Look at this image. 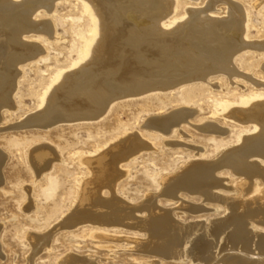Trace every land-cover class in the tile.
<instances>
[{"label":"rangeland","instance_id":"rangeland-1","mask_svg":"<svg viewBox=\"0 0 264 264\" xmlns=\"http://www.w3.org/2000/svg\"><path fill=\"white\" fill-rule=\"evenodd\" d=\"M167 1L163 24L170 32L182 28L175 34L176 55L170 53L179 69L167 70L165 61L164 76L159 79L163 82L157 83L161 89L123 90V95L115 98L107 81L105 90L95 89L98 108L87 110L90 116L82 113V117L81 113L68 114L70 109L59 107L55 98L52 102L57 107L44 116L45 101L41 103L40 98L52 80L83 55L95 28L91 12L80 0H29L24 4L32 10L31 20L46 26L48 32L24 33L23 43L42 50L18 63L13 69L18 72L15 82L0 99V264H63L69 258H75V264H247L260 258L259 264H264L261 217H255L256 212L246 219L237 217L230 205L234 200L256 199L264 189L262 179L256 175L248 179L253 184L249 187L231 166H220L233 152L264 138L263 113L258 111L261 117L256 116V110L246 113L264 105V0ZM199 15L213 16L216 24H229L226 27L236 33L235 40L229 45L227 37L202 35L194 23ZM218 44L224 45L222 52ZM186 50L187 60L183 58ZM16 54L24 57L27 48ZM57 112L60 118L53 120L50 115ZM39 150L42 161L38 166L33 156ZM109 150L115 154L112 158L118 159L120 176L124 174L113 182L112 194L104 184H94L84 163ZM253 160L264 166V157L251 155L248 161ZM218 165L213 176L218 183L200 186L201 181L185 182L188 171L201 172ZM84 184L89 192H98L99 200L114 197L132 209L155 205L168 214L175 224L166 233L167 241H173L169 249L157 253L149 246L148 231L123 226L128 221L126 209L103 205L101 211L90 206L89 210L84 207L87 211L80 210L81 214L80 204L89 206V200L94 204L89 197L80 201ZM135 213L146 217L144 211Z\"/></svg>","mask_w":264,"mask_h":264},{"label":"bare ground","instance_id":"bare-ground-1","mask_svg":"<svg viewBox=\"0 0 264 264\" xmlns=\"http://www.w3.org/2000/svg\"><path fill=\"white\" fill-rule=\"evenodd\" d=\"M28 1L29 0H24V2H21L20 4H13L12 1H10V0H0V14H1L0 15V99L3 96L2 95L3 92H5V90L9 86H11L13 82H15V78L17 76V74H16L17 69L15 70L16 72H14L13 69L18 67V63L21 61H23V62L27 61L31 58L38 56L37 52H40L42 50L39 46H37L35 44L23 43V41L26 42V40H23V38H22L24 33L29 32V31L30 32L31 31L36 32V31H41V30L48 32V28L46 26L37 25L36 22L31 20L30 15H32V10H29L28 7L27 8L24 7L25 6L24 4L27 3ZM42 1H45V0H42ZM80 1H82L86 5V8L91 12L92 17L94 18V22H95L94 27L95 28L92 31V39H90V41L87 42V44L84 48V52H82L83 55L81 56V58L78 61L73 62V64L71 66H69V68L62 70L59 73V75H57L54 78V80H52V84L46 89V91L44 92V94L40 98L41 103H43L45 101L44 116H45V114H48L49 112H51V109H53L56 106V104H53L54 101L52 102V100L54 98H55V103H56V101L57 102L59 101L58 102L59 104L57 103V105L59 107L62 106L64 108L70 109V112H68V114L81 113V117H82V113L83 114L86 113L89 115V113H88L89 111L87 112V110L92 111L93 108L95 110H96V108H98V105H97L98 100L96 101V99L94 97V95L97 93V92H95V89L101 88V90H105V88H106L105 86L108 85V84L106 85L105 82L109 81V83H110L109 87L111 89L110 91L112 92L113 98H115V97H119V96L123 95L122 94L123 90H125V91L126 90H132L133 91L134 89L137 90V88H140V87L141 88L145 87V89H146L147 88L146 86L152 87L154 89H157V88L159 89L160 87H158L159 84H157V83H158L159 79H161V77L163 78V76H164L162 69L164 68L163 62H165V61L168 63V65L166 66L167 70H170V71L175 70L176 71L179 69V67H178L179 64L177 65V62L175 63L174 62L175 60H172V54H170V53H173V57L176 55L175 48H176V43L178 41L177 40L178 37H176L175 34H177V31L179 32L180 29L182 30V28L180 27L177 29V31L174 30L173 32H170L171 30H170L169 26L163 24L162 15L165 13V10H168L167 8L169 5L167 0H80ZM37 2H38V0H37ZM18 3H19V1H18ZM146 5H148V8L146 7ZM230 8H232V7H230ZM208 13H209V11H208ZM231 14H233V13H231ZM237 16H238V12H237ZM211 17H213V16H206V15L200 16V17L196 16L194 18L195 19L194 23H196V25L200 29H202V31H203L202 35H212V33H213L214 35H216V37H218L217 35H219L222 39H223V37H227L228 39L226 38L227 39L226 41H228V43L230 45L231 41H233V39L235 40L236 33L233 34L231 29L227 28L229 26V24L227 26L226 22H222L221 24H219V23L216 24L217 22L216 23L212 22L213 19ZM232 18H233V15H232ZM232 18H230V19H232ZM228 21H230V20H228ZM232 21H234V20H232ZM234 22H232V23H234ZM238 24H240V23H238ZM175 26H177V24ZM181 26H183V25H181ZM232 27H233V25H232ZM238 27H237V29H238ZM183 28H184V30L186 29L185 27H183ZM233 29L235 30V28H233ZM186 31L187 30H185V32ZM181 32L183 33V31H181ZM220 33L222 36L220 35ZM185 39H186V37H185ZM187 39L189 40L188 37H187ZM189 41H191V40H189ZM180 42H181V40H180ZM218 43H220V42H218ZM187 44H188V42H187ZM220 44H218V45H220ZM223 44H225V42ZM164 45H166V47ZM178 45H179V43H178ZM218 45H215V46L217 47ZM234 45H236V44H234ZM213 46H214V43H213ZM223 46L224 45H222L221 48L219 47L220 48L219 51H221ZM24 47L27 48V55L24 56V54H25L24 53L23 54L24 57H22V58L17 57L16 52L23 50ZM181 47H182V45H181ZM191 47H194V46H191ZM187 49H189V47H187ZM209 49H210V45H209L208 51H209ZM211 49H213L212 46H211ZM184 50H185V47H184ZM163 51H166V53ZM212 51H214V50H212ZM167 52H168V54H167ZM187 53L188 52L186 50V52H184L185 56L183 55V58L185 60H187V57H188ZM191 54H192V52H191ZM200 54H201V52H200ZM202 54H204L203 50H202ZM210 54H212V53L210 52ZM192 55H194V53ZM168 59H170V60H168ZM166 62H165V64H166ZM196 67H198V66H196ZM191 68H192V66H191ZM172 74H170V75H172ZM166 76H167V74H166ZM161 81L162 80H160L159 82L162 83L163 81L162 82ZM5 83L7 84V86L3 87ZM102 92L104 93V91H102ZM101 96H102V94H101ZM109 97H110V94H109ZM48 99H50V101ZM101 100H102V98H101ZM261 100H263V99H261ZM261 100H260V102H262ZM1 102L2 101H0V103ZM8 105H9L8 103L5 104V106H8ZM252 105H250V106H252ZM262 106H264V105H262ZM262 106H258V107L254 106L255 108L249 109V111H246V113L250 114V112H253L254 110H256V112H257L256 116H258V111L262 112L263 113L262 116H264V108H262ZM95 110H94V112H95ZM235 110L239 113V111L237 109H235ZM243 110H244V108H243ZM54 111H55V109H54ZM58 112H57V114L56 113L51 114L50 117L53 120H58L60 118V115L58 114ZM228 113H230V112H228ZM238 117H237V119H238ZM258 117H261V116L259 115ZM241 118H242V116H241ZM255 118H252V119H255ZM261 120H262V118H261ZM35 121H37V120H35ZM38 122H39V120H38ZM40 122H41V120H40ZM52 122H54V121H52ZM47 127H49V126H47ZM255 138H256V136H255ZM251 143H250V146H247V147H245L239 151L233 152L232 154H230V156L221 160L220 166H223V167H225V166L230 167L231 166V168L233 169V171H235L236 174L241 175V177L244 178L243 180H246V182L248 183V186L253 185V184H249V180L253 176L256 175V177L257 176L260 177L262 179V185L264 188V166L262 167V165L261 166L258 165L257 164L258 160L255 161L256 164L253 163L254 160L251 162H249L250 160L248 161V158L251 155L264 157V138L258 137L257 139H254V141ZM244 144H245V142H244ZM120 146H118V147H120ZM120 149H121V147L119 148V150ZM42 150H43V148H42ZM112 153H113V150L112 151L109 150V151L103 152L101 154L99 153V156L93 157L92 159L89 158V160H86L84 162L89 167V171L92 174V179H93L94 184H96V185L104 184L106 187H109L111 194L113 193L112 191L114 188V186H112V185H114L113 182H116V180L120 176V172L117 169L118 168L117 167L118 159L112 158L115 155V154L113 155ZM118 153H119V151H118ZM122 153H124V152H122ZM40 154L41 153L39 150L33 156V161H34V163H36V165H38V163H40V161H42V159H41L42 157L40 158ZM111 155H113V156H111ZM46 157H47V155H46ZM196 166H199V165H196ZM220 166L218 165V166H215V167H212L209 169H206V168L203 169L200 167L201 170L202 169L204 170V171L202 170L201 172L188 171L186 173V174H188L187 175L188 178H187V180L185 178V182L187 181L190 184H192V183H194V181H198V182L201 181L200 186H201V184L206 185L208 183L209 184L214 183V182L218 183V182H216V180H218V179L213 180L215 178L213 176H214V172L218 168H220ZM43 167H45V166L43 165ZM193 168H196V167L194 166ZM200 169H198V170H200ZM245 171L248 173L245 174ZM122 175H124V174H122ZM179 182H180V180H179ZM176 183H178V182H176ZM178 184H180V183H178ZM238 184H239V182H238ZM179 186H181V184ZM183 186H184V184H183ZM207 187H208V185H207ZM249 187H251V186H249ZM249 187H247V191L250 190ZM175 188H176V186H175ZM81 191H82V196H81L80 201L83 199L85 200L87 197H89V198H87V200L92 199L94 202V204H92L89 200L88 201L89 206H86L85 204H80L78 211L81 214L83 212H81L80 210L86 209L84 207L88 208L90 206L91 207L93 206L96 208H99V207L101 208V206L107 205L110 208H112L113 210L115 208H120V210H121V208L126 209V211L128 210V215L126 213L128 221H127V223H124L123 226L133 227L134 229L137 228L139 230L145 229L146 231H148L149 234L147 233V235H149L148 237H150V240H149L150 245L149 244L148 245L151 248L152 247L154 248L153 251H155L157 253H161V252H164L165 250L169 249L168 245H170V243L173 241H171V240L167 241V234L166 233H167L168 229H170V227L172 226L173 222L169 220L168 214L166 215V213H164V211L161 212L158 208H156L155 205H151L150 207L148 206V208H146V209H142L141 207H140L141 209L140 208L139 209H132V207L126 208V206L121 205L120 202H118L114 197H113V199H111L109 201H106L107 199L106 200L103 199L104 201L99 200V198L97 197L98 192L97 191L89 192V190H87V188H86V184H84V187ZM173 191L174 190H172V192ZM191 191H192V189H191ZM202 191H203V189H202ZM247 191L245 190V192H247ZM203 192H201V193H203ZM79 194H81V193H79ZM208 194H210V193H208ZM238 197H237V199H238ZM247 197H249V196H247ZM240 198H241V195H240ZM252 199L253 200H250V202L248 201L249 199H247V198L244 200L245 202L244 201L236 202L235 200L231 201L232 204L230 203V205H232L233 212L235 213V215H237V217H244V218L245 217L248 218L249 216H251L253 213L256 212L255 217H257V216L261 217L262 223H264V189H260L259 192L256 194V199H254L253 197H252ZM152 201H154V200L152 199ZM225 201H226V199H225ZM147 204H149V203H147ZM144 206L145 205H143V207ZM105 208H107V207H105ZM102 209L103 208H101L100 210L103 211ZM88 210H89V208H88ZM113 210H111V211H113ZM135 210L138 212L144 211L146 213V215H145L146 217H138L137 215H135L136 214ZM86 211H87V209H86ZM105 211H107V210H105ZM123 211H122V213H123ZM228 212L231 213V211H229V210H228ZM117 215H118V213H117ZM117 215H116V217H117ZM124 215H125V213L122 216H124ZM82 216H84V214ZM118 217H121V216L118 215ZM82 218H84V217H82ZM87 218H89V217H87ZM125 219L126 218H124V220ZM250 220H252V219H250ZM228 221H230V220H228ZM105 225H106V223H105ZM173 225H175V224H173ZM224 225H226V224H224ZM216 228H214V229H216ZM186 231H187V229H186ZM186 231L184 230V233ZM190 231L188 230V232H190ZM193 231H195V230H193ZM229 232H231V231H229ZM208 233L209 232H207V234ZM226 234H225V236H226ZM211 236H213V235H211ZM218 237H220V236H218ZM179 238L180 237H178V239ZM172 239L174 240V237ZM215 241H216V239H215ZM228 246H229V244H228ZM241 249H242V247H241ZM172 250H173V248H172ZM175 250H177V248ZM232 250L234 251V248ZM258 250H260V249H258ZM241 251H240V253H241ZM179 253H181V252H179ZM247 254H248V252H247ZM172 255H174L173 252H172ZM252 256L253 257L255 256L254 258H256L257 253L255 255H252ZM253 257H252V259H253ZM261 257H263V256H261ZM259 259H258V261H256V263L251 262V263H247V264H259L260 263ZM214 260H212V261H214ZM212 263H210V264H212ZM63 264H75V258H69L68 260H65V262ZM79 264H81V263H79ZM220 264H222V263H220ZM239 264H246V263L242 262Z\"/></svg>","mask_w":264,"mask_h":264}]
</instances>
